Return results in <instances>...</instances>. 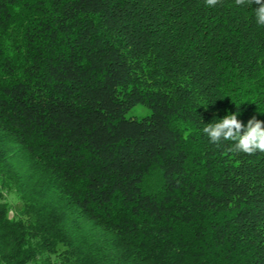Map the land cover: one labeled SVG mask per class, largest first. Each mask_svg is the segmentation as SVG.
I'll return each instance as SVG.
<instances>
[{
  "label": "trees",
  "instance_id": "obj_1",
  "mask_svg": "<svg viewBox=\"0 0 264 264\" xmlns=\"http://www.w3.org/2000/svg\"><path fill=\"white\" fill-rule=\"evenodd\" d=\"M256 7L0 0V264H264Z\"/></svg>",
  "mask_w": 264,
  "mask_h": 264
},
{
  "label": "clouds",
  "instance_id": "obj_2",
  "mask_svg": "<svg viewBox=\"0 0 264 264\" xmlns=\"http://www.w3.org/2000/svg\"><path fill=\"white\" fill-rule=\"evenodd\" d=\"M219 0H206V5L215 7ZM237 6L258 5L255 8V17L258 25L264 26V0H235ZM238 113L225 115L217 123H208L203 132L214 144L221 141H234L231 151L242 152L252 155L264 152V121L256 119L255 116L243 124L238 118Z\"/></svg>",
  "mask_w": 264,
  "mask_h": 264
},
{
  "label": "rangeland",
  "instance_id": "obj_3",
  "mask_svg": "<svg viewBox=\"0 0 264 264\" xmlns=\"http://www.w3.org/2000/svg\"><path fill=\"white\" fill-rule=\"evenodd\" d=\"M148 113H149V111L146 108L135 107L128 113V116L140 118V117L147 115ZM7 199L10 202V204L12 205L13 210L17 211L19 208V204L11 196H8Z\"/></svg>",
  "mask_w": 264,
  "mask_h": 264
}]
</instances>
